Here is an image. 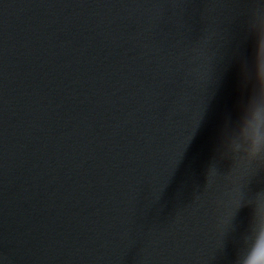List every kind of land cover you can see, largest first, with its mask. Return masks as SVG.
<instances>
[{
    "label": "water",
    "instance_id": "water-1",
    "mask_svg": "<svg viewBox=\"0 0 264 264\" xmlns=\"http://www.w3.org/2000/svg\"><path fill=\"white\" fill-rule=\"evenodd\" d=\"M262 38L264 0H0V264H234Z\"/></svg>",
    "mask_w": 264,
    "mask_h": 264
},
{
    "label": "clouds",
    "instance_id": "clouds-1",
    "mask_svg": "<svg viewBox=\"0 0 264 264\" xmlns=\"http://www.w3.org/2000/svg\"><path fill=\"white\" fill-rule=\"evenodd\" d=\"M220 155L231 161L232 170L242 164L247 165L249 171L264 168V71L257 76L255 92L242 109L239 120L222 140ZM240 204L241 197L221 221V240ZM234 264H264V196L254 202Z\"/></svg>",
    "mask_w": 264,
    "mask_h": 264
},
{
    "label": "snow or ice",
    "instance_id": "snow-or-ice-1",
    "mask_svg": "<svg viewBox=\"0 0 264 264\" xmlns=\"http://www.w3.org/2000/svg\"><path fill=\"white\" fill-rule=\"evenodd\" d=\"M242 165L247 167V165H245V164H242Z\"/></svg>",
    "mask_w": 264,
    "mask_h": 264
}]
</instances>
